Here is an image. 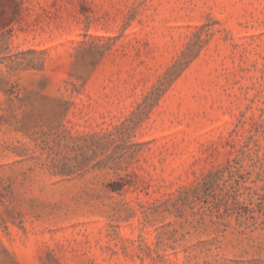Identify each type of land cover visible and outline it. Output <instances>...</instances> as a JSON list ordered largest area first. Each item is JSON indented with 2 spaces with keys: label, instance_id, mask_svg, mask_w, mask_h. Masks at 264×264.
Masks as SVG:
<instances>
[{
  "label": "rangeland",
  "instance_id": "rangeland-1",
  "mask_svg": "<svg viewBox=\"0 0 264 264\" xmlns=\"http://www.w3.org/2000/svg\"><path fill=\"white\" fill-rule=\"evenodd\" d=\"M0 264H264V0H0Z\"/></svg>",
  "mask_w": 264,
  "mask_h": 264
}]
</instances>
